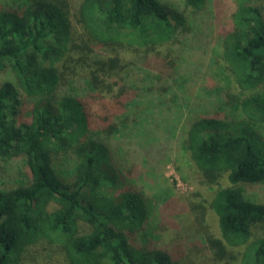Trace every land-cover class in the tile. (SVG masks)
<instances>
[{"label": "trees", "instance_id": "obj_1", "mask_svg": "<svg viewBox=\"0 0 264 264\" xmlns=\"http://www.w3.org/2000/svg\"><path fill=\"white\" fill-rule=\"evenodd\" d=\"M209 1L0 0V162L21 159L26 171L0 189V264H28L41 244L66 264H264V200L245 187L264 185V0H235L212 49L220 111L190 108L179 131L194 192L213 190L219 235L203 224L206 205L190 204L206 252L180 237L188 206L145 194L127 145L160 104L149 96L189 80L185 52ZM230 111L237 120L219 116ZM157 139L154 168L169 157Z\"/></svg>", "mask_w": 264, "mask_h": 264}, {"label": "rangeland", "instance_id": "obj_2", "mask_svg": "<svg viewBox=\"0 0 264 264\" xmlns=\"http://www.w3.org/2000/svg\"><path fill=\"white\" fill-rule=\"evenodd\" d=\"M164 1L176 3L180 0ZM206 8L201 13V21L197 22L198 25L194 24L195 31L201 30L197 34L199 38H196V45L190 52H185L184 58L187 60L183 61L181 71H191L189 80L181 88L178 83H171V87L167 88L161 97L149 96L153 101L160 104H152L151 109L154 110L151 113L146 111L145 117L141 121L143 126L136 125L137 127L133 128L130 137L126 138L127 145L133 148L132 152L137 156V163L141 166L143 178L140 184L143 186L145 194L151 197L167 195L168 200L180 202V208L188 206L184 212L180 211V216L176 218L180 226V237L187 239V242L191 244L192 242L196 243V241L200 242L204 248H198L205 252L206 247L201 240L204 234L199 229L200 224L197 220L201 211L191 210L190 204L192 201H196L206 205L203 224L208 231L219 235L217 216L207 206V200L211 198L213 190H202L201 192L204 191L202 195H197L194 192L196 190L195 184L191 181L194 165L189 160L187 152L181 149L179 131L181 132V128H184L196 115H210L220 111V103H218L216 93L209 94V91L213 90L216 84H225L222 74L217 70V64L213 62L212 49L215 43L232 28L231 14L236 8V1L221 0L219 2L211 0ZM201 25H203L202 28ZM144 85L139 83L140 87ZM154 94L156 93L154 92ZM147 95L148 93H144V96L148 97ZM143 102H147V99H144ZM140 106H143L142 103ZM190 108L193 110L195 108L197 112L195 116ZM219 116L222 118L233 117L231 111L226 115L220 114ZM233 118L238 119V117ZM134 120H136L135 115L131 117L130 122ZM258 129L264 136V124L258 126ZM143 131H145V135ZM153 135L158 137L157 143L161 146L159 155H163V152L165 154L167 152L169 155L168 159L156 168L152 163L157 164L158 156L152 158L154 152L151 151L149 141L150 136ZM25 174V167L21 159H13L7 163L0 162V189L18 184ZM221 183L223 185L228 184L227 177H224ZM245 187L249 197L254 200H264V185L246 184ZM164 190L168 192L164 193ZM81 228L85 229V224H81ZM169 236L170 232H162L163 240L168 241ZM30 254L27 260L29 262H26L28 264H66L61 254L57 252L56 246L53 245L41 244L38 247H32Z\"/></svg>", "mask_w": 264, "mask_h": 264}]
</instances>
